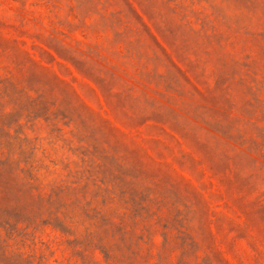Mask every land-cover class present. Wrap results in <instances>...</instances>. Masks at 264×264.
Wrapping results in <instances>:
<instances>
[{
    "label": "rangeland",
    "instance_id": "1",
    "mask_svg": "<svg viewBox=\"0 0 264 264\" xmlns=\"http://www.w3.org/2000/svg\"><path fill=\"white\" fill-rule=\"evenodd\" d=\"M0 264H264V0H0Z\"/></svg>",
    "mask_w": 264,
    "mask_h": 264
}]
</instances>
